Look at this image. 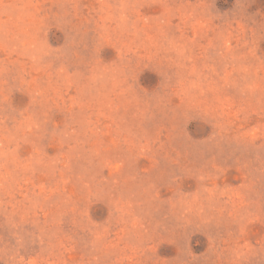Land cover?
<instances>
[{
    "label": "rangeland",
    "instance_id": "374dc122",
    "mask_svg": "<svg viewBox=\"0 0 264 264\" xmlns=\"http://www.w3.org/2000/svg\"><path fill=\"white\" fill-rule=\"evenodd\" d=\"M0 264H264V0H0Z\"/></svg>",
    "mask_w": 264,
    "mask_h": 264
}]
</instances>
